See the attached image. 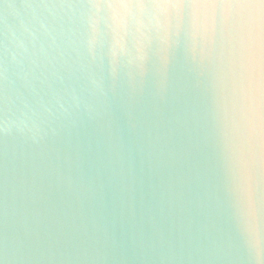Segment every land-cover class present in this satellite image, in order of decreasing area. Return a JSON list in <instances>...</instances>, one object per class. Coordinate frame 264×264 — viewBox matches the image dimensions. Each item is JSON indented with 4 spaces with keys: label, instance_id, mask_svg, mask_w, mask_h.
<instances>
[{
    "label": "water",
    "instance_id": "water-1",
    "mask_svg": "<svg viewBox=\"0 0 264 264\" xmlns=\"http://www.w3.org/2000/svg\"><path fill=\"white\" fill-rule=\"evenodd\" d=\"M243 16L0 0V264H264V21Z\"/></svg>",
    "mask_w": 264,
    "mask_h": 264
},
{
    "label": "snow or ice",
    "instance_id": "snow-or-ice-1",
    "mask_svg": "<svg viewBox=\"0 0 264 264\" xmlns=\"http://www.w3.org/2000/svg\"><path fill=\"white\" fill-rule=\"evenodd\" d=\"M91 3H97L105 6H136L143 4L145 6L163 3L170 7L181 9L185 15H190L194 8L214 9L218 23L221 27L225 24H239L243 21V10L259 6L261 8L262 21H264V0H89ZM224 9L233 10L234 15L225 20L223 16Z\"/></svg>",
    "mask_w": 264,
    "mask_h": 264
}]
</instances>
